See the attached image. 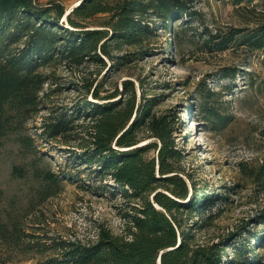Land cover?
Wrapping results in <instances>:
<instances>
[{"label":"rangeland","instance_id":"1","mask_svg":"<svg viewBox=\"0 0 264 264\" xmlns=\"http://www.w3.org/2000/svg\"><path fill=\"white\" fill-rule=\"evenodd\" d=\"M37 1L60 2L65 18L81 0ZM181 1L193 14L172 19L173 47H167L172 37L161 18L147 14L152 31L141 43L111 46L110 55L97 48L103 61L60 62L40 69L46 79L38 111L24 122L20 137L0 139V264H39L58 256L62 244L92 243L103 229L122 233L140 200L126 197L110 177H99L93 167L74 160L79 144L73 136L87 137L88 116L75 117L76 129L65 137L49 139L42 126L95 100L96 91L98 96L118 92L117 98L130 97L124 93L127 80L134 86L136 107L143 98L161 94L153 114L175 112L174 135L189 192L194 183L206 196L216 197L201 227L194 225L202 222L200 216L181 214L192 234L190 245L219 244L224 264H264V50L232 46L210 51L203 45L207 32L264 24V0L238 5L230 0ZM110 15L97 13L85 26L103 27ZM120 59L125 62L116 64ZM229 70L235 75L222 76ZM209 90L213 96L207 95ZM205 108L215 114L209 116ZM19 138L28 143L23 146ZM137 139V145L154 139L146 123ZM46 172L59 179L56 184L47 183Z\"/></svg>","mask_w":264,"mask_h":264},{"label":"trees","instance_id":"2","mask_svg":"<svg viewBox=\"0 0 264 264\" xmlns=\"http://www.w3.org/2000/svg\"><path fill=\"white\" fill-rule=\"evenodd\" d=\"M104 1L81 0L63 20L64 7L57 1L41 4L37 0H0V139L9 134L20 137L24 122L38 111L46 79L42 67L103 61L97 48L110 55L111 46L119 49L124 44L141 43L152 31L145 20L147 14L160 17L170 36L172 19L193 14L181 0H117L110 6ZM253 1L230 0L234 5ZM107 12L111 15L101 24L103 27L85 26V20ZM171 37L169 48L175 44ZM206 37L203 45L210 51L232 46L264 50V24L230 28L223 34L207 32ZM229 75L234 76L235 71L222 74ZM124 86V93H131L130 97L117 98L118 92L98 96L96 91L95 100L82 102L70 113L57 114L42 126V131L49 139L65 137L76 129L75 117L86 114L91 121L84 129L87 137L78 133L73 136L79 144V150L73 152L74 160L93 167L99 177H110L123 195L139 199L140 204L128 215L121 234L103 229L96 241L62 244L58 256L39 264H224V250L219 244L189 243L192 234L186 230L181 214L200 216L202 222L194 225L201 227L208 222L209 215L204 214L207 206L217 200L206 196L205 189L196 188L194 183L189 192L180 167L183 152L174 135L175 112L153 114L161 94L143 98L136 107L134 86L128 80ZM208 93L214 94L210 90ZM205 110L209 116L215 114L213 108ZM144 123L154 139L137 145ZM18 141L23 146L28 143L24 138ZM43 177L49 184L59 180L51 172ZM261 219L264 221V215ZM0 232H4L1 224ZM237 253L241 254L239 250Z\"/></svg>","mask_w":264,"mask_h":264},{"label":"water","instance_id":"3","mask_svg":"<svg viewBox=\"0 0 264 264\" xmlns=\"http://www.w3.org/2000/svg\"><path fill=\"white\" fill-rule=\"evenodd\" d=\"M65 18H66V16H65ZM65 18H63V20H64Z\"/></svg>","mask_w":264,"mask_h":264}]
</instances>
